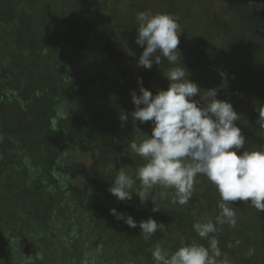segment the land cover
<instances>
[{"label": "trees", "instance_id": "obj_1", "mask_svg": "<svg viewBox=\"0 0 264 264\" xmlns=\"http://www.w3.org/2000/svg\"><path fill=\"white\" fill-rule=\"evenodd\" d=\"M160 2L159 13L179 18L181 0ZM251 2H230L222 12L247 28L245 41L233 45L240 64L233 80L248 102L242 129L256 151L264 149L258 123L264 110V9ZM123 3L132 11L115 18ZM138 5L139 0H0V264H154L157 243L171 252L193 242L207 247L192 228L219 213L220 195L206 177L199 176L202 183L194 185L186 206L171 204L170 195L154 189L159 212H152L151 199L142 204L133 194L131 201H119L109 192L116 172L130 167L134 175L143 164L129 142L152 133V122L132 120V100L122 103L126 93L140 95L138 78L156 95L170 84L163 73L183 65L192 82L209 84L207 68L219 61L199 55L216 24L202 17L200 41L195 27L181 28L182 65L161 56V65L136 73L120 43L130 37L139 60L144 48L135 42L136 16L145 10L135 15ZM122 113L126 122L119 119ZM83 158L86 169L79 164ZM233 207L237 226H223L219 247L232 264H264V212L243 201ZM113 208L137 222L151 217L167 230L146 241L139 227L117 220ZM250 248L255 254L248 257Z\"/></svg>", "mask_w": 264, "mask_h": 264}, {"label": "clouds", "instance_id": "obj_2", "mask_svg": "<svg viewBox=\"0 0 264 264\" xmlns=\"http://www.w3.org/2000/svg\"><path fill=\"white\" fill-rule=\"evenodd\" d=\"M262 9L264 4L256 6L257 11ZM136 20L135 42L144 48L139 67L150 70L154 63L161 65V56L171 65H182L178 50L181 26L177 17L148 10L139 12ZM163 74L170 81L167 90L153 95L142 86V78H138L140 95L131 92L135 105L132 120L152 122V133L150 137L142 135L146 137L142 141L129 142V151L139 156L143 164L136 168L134 175L130 174V167H126L129 171L122 168L116 172L109 192L119 201H131L133 194L142 204L151 199L152 212H159L156 197L151 195L154 189L159 187L164 190L162 195H170L171 204L186 206L193 196L197 177H206L220 195L219 213L215 221H197L192 228L200 239L208 242L207 247L193 242L171 252L157 243L151 249L152 258L154 264H232L228 254L219 247L217 234L224 225L237 226L233 202L243 201L264 212V149L244 150L246 137L236 124L240 115L231 103L217 99V89L204 91L201 96L200 87L189 79L183 65L171 67ZM219 74L226 82L228 74L223 71ZM197 95L200 100L194 99ZM119 119L126 122L128 115L122 113ZM258 123L264 127V110L260 111ZM137 181L139 187H136ZM110 212L128 227H139L146 241L158 231L167 230L163 223L151 217L137 222L115 208ZM254 254L253 248L247 252L248 257Z\"/></svg>", "mask_w": 264, "mask_h": 264}, {"label": "rangeland", "instance_id": "obj_3", "mask_svg": "<svg viewBox=\"0 0 264 264\" xmlns=\"http://www.w3.org/2000/svg\"><path fill=\"white\" fill-rule=\"evenodd\" d=\"M181 8L179 11V20L182 23V31L183 27L187 29L190 26L195 27V35L197 36L196 40L200 41V38L205 36L204 34V21H202V17L205 19H213L216 21L215 26H212L209 34V37L206 36L203 43H200L201 49L199 51V55H202L204 52L205 59L212 60L213 58H218L219 61L215 62L213 66L207 68V75L204 77L209 82L196 83L201 89V96H203V92L211 89H217L218 95L217 99L222 101H227L231 103L234 107V110L240 115L239 120L236 122L237 126L241 128L242 134L246 137V144L244 150L253 151L252 142L246 136V133L242 129L244 120L248 114V102L245 97H243V93H240V90L235 88V82L233 78H236L240 72V64L237 62V58H235V51L233 49V45L235 44V40H243V37H248L247 28L240 26L239 18H234L231 16H227V13L224 14L222 11L224 8H230L227 6L230 2L232 4L236 3L237 0H181ZM241 1V0H239ZM252 6L256 9L257 5L264 4V0H251ZM146 0H139V5L135 8L139 12L142 8L145 11L150 10L153 14L159 13V11L163 10L162 2L160 0H149L145 7H142L143 3ZM128 10L132 11L127 5L121 4L118 6V15H113L115 18L119 15L128 16ZM206 15V16H204ZM180 32V33H181ZM179 33V35H180ZM192 35V34H190ZM209 38V39H208ZM130 37L124 35L121 38L120 47L122 53L125 55L127 62L126 64L131 67L136 73H140L142 70H148L143 67L138 66V60L135 62V57H137V53L130 49L128 44ZM256 41V40H255ZM254 41V42H255ZM235 60L237 64L234 66L232 62ZM129 61V62H128ZM225 65H231L232 68L229 72V68ZM224 68V69H223ZM228 68V69H227ZM220 71H223L228 74L227 81L225 82L221 75ZM167 70L165 71V73ZM138 75V74H137ZM135 79V76L129 77V80ZM196 100H200L201 97L197 95L194 97ZM131 93H126L125 98L122 99L123 106L126 107L131 104ZM122 106V105H121ZM243 151V150H241ZM240 153H238L239 155ZM80 166L82 169H86L88 167V159H81ZM202 183V179L197 177V181L195 184ZM239 202V201H237ZM160 233V232H159ZM162 234V233H161ZM238 263V262H237ZM254 263V262H252Z\"/></svg>", "mask_w": 264, "mask_h": 264}]
</instances>
